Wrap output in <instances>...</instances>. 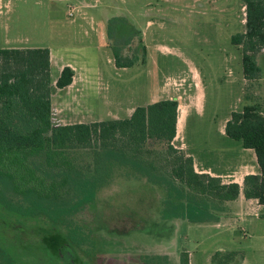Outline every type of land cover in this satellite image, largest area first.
<instances>
[{"label": "rangeland", "instance_id": "1", "mask_svg": "<svg viewBox=\"0 0 264 264\" xmlns=\"http://www.w3.org/2000/svg\"><path fill=\"white\" fill-rule=\"evenodd\" d=\"M3 1L0 48H46L52 55L51 102L62 114H54L53 124L122 120L137 107L175 100L178 155L191 157L198 172L203 164L221 171L222 182L241 184L244 176L258 174L254 152L225 136L231 113L254 104L264 109V81L244 79L241 47L231 43L245 31L242 0ZM114 51L133 66L116 68ZM257 62L264 73V54ZM65 63L82 75L77 90L53 84ZM70 159L88 169L93 156L78 150ZM117 185L101 186L96 208L85 205L72 219L92 231L100 247L97 264H139L140 255L166 256L168 264H180L183 255L188 264H214L212 258L227 251L241 253L243 264H264V207L257 203L231 205L217 223L174 220L172 232L159 238L105 216L128 206L129 190L134 197L140 190L132 179Z\"/></svg>", "mask_w": 264, "mask_h": 264}, {"label": "trees", "instance_id": "2", "mask_svg": "<svg viewBox=\"0 0 264 264\" xmlns=\"http://www.w3.org/2000/svg\"><path fill=\"white\" fill-rule=\"evenodd\" d=\"M242 1L245 32L232 36L231 43L241 47L244 79L253 82L260 76L256 57L264 51V0ZM113 57L116 68L133 66L118 51ZM50 68L46 48H0V264H97L100 247L92 231L72 219L85 205L96 208L94 193L101 186L117 187L120 181L135 180L140 190L137 197L129 190L128 206L109 209L105 216L131 222L128 231L159 238L172 232L174 220L218 221L223 204L240 194L264 205V109L259 104L231 113L225 124L227 138L254 152L258 174L244 176L241 186L223 184L197 173L192 158L176 152L175 100L137 107L122 120L53 124ZM73 77L74 71L63 67L55 87H68ZM153 147L161 150L152 153ZM78 150L92 153V169L70 159ZM237 257L242 258L219 253L212 262L230 264ZM137 258L139 264H168L166 256ZM180 264H188L186 255Z\"/></svg>", "mask_w": 264, "mask_h": 264}, {"label": "crops", "instance_id": "3", "mask_svg": "<svg viewBox=\"0 0 264 264\" xmlns=\"http://www.w3.org/2000/svg\"><path fill=\"white\" fill-rule=\"evenodd\" d=\"M7 3H4V1L3 0H0V13H1V6H2V8L4 7V8H7ZM245 32V31H244ZM14 48H16V47H14ZM262 54H264V51H262V52H260L258 55H257V57L258 56H261ZM257 57H256V63H257V66L259 67V69H260V76H259V81H264V73L262 72V69H261V67H260V65L258 64V62H257ZM52 63H53V58H52V55H51V53H50V65H51V69H52ZM65 66H69L73 71H74V77H73V80H72V83H71V85H69L68 87H66V88H64V89H76L77 90V88L78 87H80L81 85L80 84H82V82H83V78H80L81 76H80V74H78V72H77V70H76V68L73 66V65H71V64H61V65H59V68H58V76H59V74H60V71L62 70V68L63 67H65ZM51 75V74H50ZM58 76L57 77H55L54 79H53V84L55 85V82H56V80H57V78H58ZM52 77V76H51ZM63 90V89H62ZM51 109H52V117H54V114H56L55 112H54V108H53V104H52V102H51ZM56 116H62V114H56ZM178 124H179V118L177 119V125H176V133H177V128H178ZM55 125H66V124H63V123H55ZM67 125H69V124H67ZM176 137V136H175ZM181 149V148H180ZM234 155H235V157H236V153H233V155H232V157H234ZM234 157V158H235ZM195 169V168H194ZM211 169H209L208 168V165L207 166H205L204 164L201 166V169H200V171L198 172L196 169H195V171L197 172V173H199V174H208V175H210V176H212V177H218V178H222L223 176L221 175V171L220 172H218V171H213V170H211ZM222 176V177H221ZM244 178V177H243ZM242 181H243V179H242ZM231 182H234L233 180H230L229 182H222L223 184L225 183V184H228V183H231ZM234 183H236V182H234ZM238 184V183H237ZM239 186H241L242 185V183L241 184H238ZM252 202H254V203H257L258 205H260L256 200H252V199H245L244 197H243V195L242 194H240L239 195V197L235 200V201H231V202H226V203H224L223 204V212L222 213H224V212H226V210L227 209H229L230 208V206L231 205H235V204H240V205H245V206H252L251 205V203ZM260 206H262V207H264V205H260ZM221 213V214H222ZM217 222H219V219H218V221H216V222H212V223H217ZM230 252H234V251H230ZM222 254L223 253H229L228 251L227 252H221ZM235 253H239V252H235ZM241 256H242V254L241 253H239ZM245 261H244V259H243V256H242V258H239V257H237L236 258V260L235 261H232L230 264H243Z\"/></svg>", "mask_w": 264, "mask_h": 264}, {"label": "flooded vegetation", "instance_id": "4", "mask_svg": "<svg viewBox=\"0 0 264 264\" xmlns=\"http://www.w3.org/2000/svg\"><path fill=\"white\" fill-rule=\"evenodd\" d=\"M96 223H97V221H96ZM105 223H106V221H105ZM101 225V224H100ZM101 228H104V229H106V226L104 225V226H101ZM110 231V230H109ZM123 232V231H122ZM122 232H119V231H114L113 233L114 234H117V235H122L123 233ZM112 234L111 232H108V230H107V232H106V234ZM55 251H56V253L58 254V256L62 259L63 257H64V255L62 254V253H60V249L59 248H56L55 249ZM100 255H102V254H100ZM65 256H67V257H70V255H65ZM72 261H74L75 260V257L74 258H72L71 259Z\"/></svg>", "mask_w": 264, "mask_h": 264}, {"label": "built area", "instance_id": "5", "mask_svg": "<svg viewBox=\"0 0 264 264\" xmlns=\"http://www.w3.org/2000/svg\"><path fill=\"white\" fill-rule=\"evenodd\" d=\"M68 15H69V17H72V16H73V15H72V12H69V14H68Z\"/></svg>", "mask_w": 264, "mask_h": 264}]
</instances>
